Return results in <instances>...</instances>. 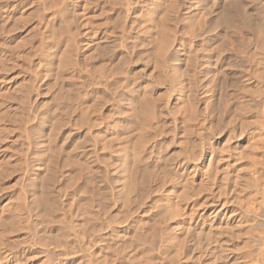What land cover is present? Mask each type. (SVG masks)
Here are the masks:
<instances>
[{
	"label": "rangeland",
	"instance_id": "1",
	"mask_svg": "<svg viewBox=\"0 0 264 264\" xmlns=\"http://www.w3.org/2000/svg\"><path fill=\"white\" fill-rule=\"evenodd\" d=\"M226 18L229 19V23L230 20L235 21L236 25L229 26ZM263 29L264 0H0V264H61L60 262L96 264L97 257L95 255L94 258L92 255L97 252L95 244L97 241L88 245V240L86 243L84 239L79 238L80 234L76 236L78 234L76 229L79 228L82 219L89 217L91 220L92 215H95L97 200L95 199L96 202L92 200V212L86 215L83 213L85 217L82 218L80 208L84 199L80 198L88 196L87 188L90 185L94 184L89 188L99 190L96 184L99 173L102 175L104 173L102 181H105L109 191L116 185L109 159L116 151L120 156L124 155V162L131 159V163L127 162L126 173L122 175L123 191H130L131 187L128 189V185L134 184L131 168L136 163L133 161L137 160V154L148 145L143 143L146 145L144 147L140 142L142 140L144 142L154 133V129L159 130L155 115L158 106L163 105V113L166 114L163 117L166 119L163 130L167 137H160V141L164 142L163 151L166 154L173 153L175 156V165L194 166L203 164L201 162L204 161L208 164L210 157L206 153L210 146V135L207 130L210 111L207 108L209 106L205 104L204 96L197 95L195 98L196 94L209 89L211 84L209 75L212 65L208 57L213 49L222 46L226 72L229 75L227 88L223 84L224 91L228 90L233 94L244 76L251 78L253 58L256 57V52H259L260 44H264ZM200 50L201 53H198ZM195 51L199 57L198 62L201 57L206 58H204L206 61L201 58V61L206 62L203 67H200L202 64L195 67L191 61ZM160 53L175 59L173 63H168L177 66L176 72L173 73L168 64H162ZM77 56L79 64L76 66ZM70 59L74 63L70 62ZM124 59L127 61L124 63L125 66L122 63ZM189 61L192 64H189ZM193 65L195 68H191ZM121 69L124 80L126 81L127 77L132 87H136H134L136 96L134 94L131 106L123 111L118 110L119 96L118 98L116 94L112 96L111 91L106 94L95 84L94 87L92 84L87 87L92 81L98 82L105 75H113V72L115 74L117 70L121 73ZM135 78L139 79L138 82ZM172 82H175L177 88H181L179 100V93L177 89L172 88ZM221 87L219 90H222ZM114 89L116 90L115 87ZM120 92L124 93L122 89ZM120 92L118 90L119 94ZM117 112L120 115H116ZM196 113H199V116ZM121 114L126 115L128 119L125 118L122 127L117 128L119 125L115 122L124 117ZM149 116L152 118L149 119ZM196 117L205 120L203 124L200 119L202 122L200 125H204L205 129L202 128L204 133L198 143L193 134L197 131L194 127ZM145 123L148 133L150 129L154 131L147 137H145L147 133L144 135L147 132L143 128ZM141 133L144 137L140 136ZM84 135L88 139L87 150L95 152L99 157L97 162L101 161L99 166L101 168L97 163V166L88 172L92 177H89L91 184L87 185L82 179L83 171L79 170L81 163L76 164L84 157L77 155L79 152H74L82 145L79 142ZM147 143L149 147L151 142ZM121 144L124 145L123 148ZM70 149H73L72 152L76 155L70 153ZM123 149L126 152L129 150L130 154L124 153ZM120 151L122 155L118 153ZM192 154L196 159L192 158ZM49 163L57 170V179L53 186L59 191L57 202L59 206L61 205L59 210L62 209L61 212L57 211L51 224L49 223L52 221L47 218L45 221L43 217L34 213L35 211L29 210L35 200L44 197L40 187L33 188L30 185L39 176L49 175L50 169L54 170V166L51 168ZM178 168L174 172L178 171ZM96 171L99 173H95ZM109 172L113 175L112 180ZM200 174L195 177L196 180L199 179L195 181L196 186L193 188L196 192L193 190L184 200L180 195L182 200L180 199L177 209L178 215L182 209L180 219L183 229L191 219L193 221L207 209L206 196L209 193L201 191V187L208 179L205 180L207 174ZM184 186L185 184L179 186L182 189L179 191L178 188V192L175 191L174 194H181ZM115 187L113 189L117 190ZM168 188L169 183L165 189ZM127 189L129 191H126ZM197 191L201 192V195L198 194L199 198L195 196ZM158 194L155 196L158 197ZM66 210L67 212H64ZM116 211L123 217V209ZM66 214L68 216H65ZM93 219L95 218L91 220L93 223L83 222L86 224L85 228H90V231L97 230L95 228L97 221L94 222ZM72 231H75L74 236ZM186 234L189 235L188 231ZM76 237L79 239L78 242ZM196 242L197 238L191 240L189 237L187 240L185 251L195 248L194 251L193 249L190 251L193 257L187 255L190 254L189 251L186 252L187 256L193 258H187L189 264L198 263L197 260L194 261L199 252L198 246H193V243L197 244ZM231 243L235 252L232 249L228 253L232 258V261L227 262L229 264H232L234 259L241 258L239 257L241 239L234 238ZM67 245L70 247H66ZM90 245L93 249L89 248ZM206 258L201 260L202 264L214 262L213 258L208 257L211 260ZM253 258L251 257L247 264H252L251 262L264 264L263 257L258 258L262 261L257 262H255L257 258ZM240 264H244L243 261Z\"/></svg>",
	"mask_w": 264,
	"mask_h": 264
},
{
	"label": "bare ground",
	"instance_id": "2",
	"mask_svg": "<svg viewBox=\"0 0 264 264\" xmlns=\"http://www.w3.org/2000/svg\"><path fill=\"white\" fill-rule=\"evenodd\" d=\"M246 18L248 19V17ZM70 20L71 19H69V21ZM228 20L229 19H227L226 23L229 26L234 27L236 25L235 21L230 20L231 23H229ZM261 33L262 32H260V34ZM262 42L264 43V38ZM111 43H115V42H110V44ZM107 45H109V42ZM260 45L262 46L264 44L261 43ZM225 46H227V44ZM261 46L258 47V49L260 50L259 52H256V57L253 58L254 64L252 63L253 67L251 66V68H253V72L251 71L252 74L250 75L251 78L244 76L242 82L241 83L239 82L240 84L238 86L239 88L236 91H234L233 94L228 90L224 91V86L226 85L225 87L227 88V85L229 84L228 83L229 75L226 72L227 69L225 62L226 59L223 56V54L225 53H223L222 46H217L218 48L216 47L215 48L216 50L213 49L212 54L210 53V56L208 57V61L211 60L210 64L212 65L211 75H209L210 76L209 78H211V84L209 86V89L203 91L200 94L195 95V98H197V95L204 96L206 100L205 104L209 106L206 107L209 108L210 111V123L208 125L209 128L207 129L209 130V135H210V146L206 153L210 157V159L208 160L209 161L208 164H205L204 161L201 162L203 164L200 165L193 166L191 164L185 166L183 164L180 167L178 166L179 167L178 168L174 163L176 161H175V156L172 155L173 153L166 154L163 151L164 142L160 141L161 139L160 137L163 136L167 137V134H165L163 130V126L166 120V119L164 120L163 117L166 114L163 113L164 107L162 105L156 108L157 111L155 114L157 120L156 126L159 125L158 127L159 130L157 129L158 130L157 131L156 129H154L155 130L154 132L153 130L150 129V125L148 124L150 129V132L148 133L146 127L147 123L143 125L145 126L143 128L147 131L144 133V135L147 133L145 137H147L150 133H152L151 131H153L154 133L150 134L151 136L149 135V137L146 139L143 138L145 139L144 142L143 140L142 142H140V144L142 143V145L143 143L149 145V143L147 142H151V145L149 147L148 145L147 146L145 145L148 148H146L143 145L145 148L144 149L140 148V150L143 149L141 152L140 150L137 149L140 152V154H137L138 156L134 155L137 157L136 158L137 160H135L136 162L133 161L136 164L131 168L133 170L131 177L134 184H132V186L128 185L129 187L127 186L128 189L131 187L130 191L128 189L126 191L129 192L123 191L124 179L122 176L123 173H126L125 172L127 169L126 165L129 160H127V162H124L125 159V158L123 159L124 155L120 156L119 154H117V151L114 152L115 153L114 156L110 154L111 156L109 158L111 160L110 169L113 171L112 174H114V180L117 186L111 184L112 186L113 185L114 186L112 187V189L109 188L110 189L109 191L105 181L104 182L102 181L104 173L102 175L99 172L98 174L97 171L95 172L98 174L97 175L98 178H96L98 183L96 184H98L99 190L97 189L98 190L97 191L95 190V188H89L91 185L87 188L89 193L88 196L85 198L83 197L80 198V200L84 199L82 203L83 206L80 208V211L82 213L81 217L82 216L85 217L86 214H90L92 212V206H93L92 203L93 201L96 202L97 200V207H95L96 212L95 209L93 210L95 212L94 213L95 215L94 216L92 215L91 217V220L94 217L95 218V220L93 219L94 222L97 221V227H95L97 228V230H95L96 231L95 233V231H90L89 230L90 228L88 229L85 228L86 224H84L83 222L88 221L87 223L89 222L93 223V221H91L87 215L90 221L87 220L88 218L86 217H85L86 218L85 221L84 220L85 218L82 217L84 219H82V223L78 226L79 228L77 227L78 229L76 230H78V234L75 235L78 237V235L80 234L79 238H81L82 240L84 239L85 242L87 240L91 242V243L88 242V245L92 244V242L94 243L95 241H97L95 242L97 246L96 248H98L97 252L96 254L92 255L94 258L95 255L97 257V263L95 262L96 264H189V260H187V258L193 259L190 258L192 256L190 251L194 248V247L190 248V251L189 249L187 250L190 252V254L187 255H191L190 257L187 256L186 255L187 251L185 250L187 249L186 244L189 237L191 238V240L192 238L195 239L197 238V242H196L197 244H194L195 242L193 243V246L194 245L196 247L198 246L199 249V252L197 249H196L197 251L195 250L196 252H198L196 257L197 259H194V261L197 260L198 262L197 264H202L201 260H203L205 257L207 258L210 257L214 259L213 260L214 262L213 263L211 262L210 264H229L227 262L232 261V258L228 253L232 251V249L233 252H235L233 245L231 243L234 238H237L239 240L241 239L242 246H240L241 248L239 249L241 251L237 250L241 253V255L239 256L241 258L234 259L233 262H231L232 264H240L242 261L244 264H247L251 257L257 258V260L255 259L256 261L253 260L255 262H257L259 260L258 258L260 257L261 258L263 257L264 260V46L262 48ZM215 51L217 53H215ZM161 53L160 55H161L162 64L163 65L168 64V67L172 68L171 70H173V73L174 71L176 72L178 70V69L176 70L177 66L176 67L172 66V63L175 59H173L171 56L167 57L166 54H161ZM198 53H201V50L198 51ZM213 53L215 54L214 56ZM197 57L198 54L195 51L193 60H191L193 61L195 67L200 66L201 64L202 65L200 67L206 65L205 64L206 62L204 63L203 61H201L202 57L200 58V62H198L199 57L198 58ZM77 58L78 59L76 62V66L79 64L78 63L79 57L77 56ZM204 58H202V60L206 61L205 60L206 58L205 59ZM125 60L126 59H124V61L122 60L123 64L127 62ZM191 61H189L190 62L189 64H192ZM70 62H73V60H71ZM70 62L68 63L71 64ZM168 62H172V63H168ZM194 65L191 68H193ZM198 69L199 68H197V70ZM117 72L118 70L116 71V73ZM115 74L113 72V75L111 74L109 76L105 75L103 79L101 76L100 79L102 80L100 81L102 82L98 80V82L94 83L91 80L92 83H90V85H87V87L91 86V84L92 86L95 84L97 88L102 89L101 91H105L106 94H109L110 91L112 92V96L116 94L117 95L116 98H118L119 96L118 110L123 111V109L127 108L128 106H131V102L135 94L134 93L135 86L132 87L133 85H131L128 82L127 77H126V81L124 80L125 78L122 76L123 75L122 69H121V73L120 72L117 73V75L119 74L118 76L117 75L114 76ZM88 76L90 77V75ZM117 77L119 78L121 77V78L119 79ZM138 80L139 79L135 78V81L138 82ZM223 84L225 85L223 86ZM171 85L172 88L177 89L176 91L179 93L178 95V100H179L181 97V88H177L175 82H172ZM219 85L220 87L221 85L223 86L221 88L224 91V93L221 89L220 90L222 92L219 90L220 88ZM114 87L116 88L117 91L114 89ZM120 89H122L124 93L121 94ZM118 90L120 94L118 93ZM105 92L102 93L104 94ZM196 101L198 100L196 99ZM218 101H220L223 105L220 104V102L218 103ZM117 113L116 115H120L119 113L118 114ZM124 114L121 115L124 116ZM196 114L197 116H199L198 115L199 113ZM125 116L124 117L121 116L122 118H119L118 122L116 121L117 123L115 122V124L119 125L117 128L122 127V124L124 122L123 120L126 118ZM150 118L152 117L149 116V119ZM200 119L196 117L195 119L196 124H194V127L198 131V132L196 131V134L193 133L196 138V143H198V140L200 141V138L204 133L202 131V128L203 130L205 129L204 125L202 124L200 125V123H202L201 120L203 121V119L201 120ZM203 124H205V122ZM195 128H193L194 131L196 130ZM144 129H142V131ZM142 135L143 134L141 133L140 136ZM144 135L142 137H144ZM86 137H87L86 135L81 137V142L79 143H82V145L79 148H77L78 150L76 149L74 151L72 149L74 152L76 151L79 152L77 155L79 156L82 155V157H84L85 159L84 160L81 158V161H78L76 163L77 165L81 163L80 164L81 166L79 165L80 167L79 170L81 169L80 172L83 171L82 179L83 182H85L84 183L85 185H87L88 183L91 184L89 182V179L92 176L90 177L89 175L91 174L88 172H90L94 166L96 167L97 163H98V167L101 166V161L97 162L99 158L98 155L95 152L92 153V151L87 150L88 139ZM117 139L120 140L119 137ZM117 142L120 143V141ZM219 142H221V145H219ZM75 145L79 146L80 144H75ZM130 145L132 144L130 143ZM195 145L199 146L198 144ZM123 146L124 145H122V148ZM99 147L101 148V146ZM124 149H126V146L124 147ZM124 149L122 150L123 152L125 151L124 153L127 154L128 152H130L128 149H127L128 152H126V150ZM72 150L70 149V153L76 155L77 152L74 153L72 152ZM198 150L200 149H197V151ZM98 152L100 155L99 150ZM204 152H206V150ZM118 153L121 154V151ZM194 154H192L193 155L192 158L194 157L193 159H196ZM125 157H129V155L128 156L125 155ZM131 157L133 156L131 155ZM103 163L104 162H102V164ZM50 164L51 163H49V165ZM52 165L53 164H51V168L54 166ZM108 167L107 170L109 171ZM177 168L178 171L174 172L175 169ZM205 168L207 169V171ZM204 169L205 171H203ZM56 171H57L56 167L54 166V170L51 171L50 169L49 175L43 177L39 176L37 180L33 181L30 185V187L33 188L40 187L44 197L42 199L35 200L33 204H31V208L29 210H31L32 212L35 211L34 213H37L41 218L43 217L45 221L47 219L49 221L55 220L56 213L59 210V207H61V205L59 206L57 202V199L59 197V191H57L54 188L55 186L54 183H56V179H57ZM109 173L111 174V172ZM200 173H202L203 175L207 174V178L205 180L208 179L206 182H204V185L202 186L203 188L201 187V191H205L209 193V195L207 194L208 197L206 196V198H208L206 199L207 203L205 205L207 209L204 211L203 214L196 216L193 221L191 219L187 227L183 229L181 226L182 220L180 219L182 216L181 215L182 209L180 211V215H178L179 212L177 209L179 205V201L181 199L180 195L184 200L189 196V194L191 195V192H193V190H195L196 192V189L193 188H195L196 186L195 181L199 179L196 180L195 177L196 175L198 176ZM112 174H111L112 178H110L111 180L113 179ZM210 175L212 176L214 175L215 177L211 178ZM188 176H192V178H189ZM107 181L108 180H106V182ZM167 183H169V188L165 189ZM182 184H185L183 188L184 191L181 194L180 193L174 194V192L177 191L179 186H181ZM201 185L202 184H200V186ZM114 187L117 188V190L113 189ZM180 189L182 188L180 187L179 191ZM157 194L159 195L158 197L155 196ZM195 194L194 195L198 197V194L201 195V192L197 191V193ZM194 195L192 197H194ZM24 209L22 210V212L24 211ZM117 209H123L124 211V214H122L123 217L119 216L121 214L118 215V212L116 211ZM61 210H59L58 212H61ZM64 212H67V210ZM67 214L65 216L69 215ZM49 221L47 222V224L49 223ZM51 223H53V221L50 222L49 224ZM69 231H71V229ZM187 231L189 235L186 234ZM74 232L72 231V234ZM75 233H77V231ZM85 234L87 236H85ZM78 240L79 239H77V242ZM79 242H83V241H79ZM84 245L87 246V244ZM84 245L82 244V246ZM66 247H70V246L67 245ZM89 248L90 249L92 248L91 245L89 246ZM262 262L264 263V261ZM60 263L62 264V262ZM251 263L253 264V262Z\"/></svg>",
	"mask_w": 264,
	"mask_h": 264
}]
</instances>
